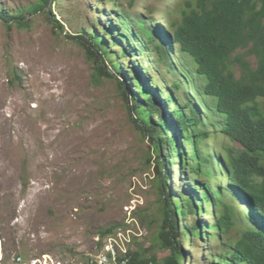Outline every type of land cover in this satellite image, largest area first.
Listing matches in <instances>:
<instances>
[{
	"label": "rangeland",
	"instance_id": "1",
	"mask_svg": "<svg viewBox=\"0 0 264 264\" xmlns=\"http://www.w3.org/2000/svg\"><path fill=\"white\" fill-rule=\"evenodd\" d=\"M39 1L0 0V13L16 16ZM119 1L56 0L50 8L52 15L36 14L26 26L13 25L11 30L0 20V264H18L20 257L24 264H32L44 256L50 257L49 264L85 263L98 243L106 240L100 238L101 230L125 226L128 207L139 225L135 249L150 263L154 258L164 263L171 255L159 241L163 214L156 151L133 122L119 87L124 85L133 106L136 84L119 75L117 67L127 75L136 70V78L147 81L150 89L171 90L174 81L180 82L184 88L175 90L179 105L191 99L207 129L219 128V119L213 112L214 101L203 95L201 81L176 48L172 49L175 72L170 73L167 67L171 65H165L157 53L144 54V49L120 39L129 52L125 56L112 40L119 39L117 28L122 32L119 15L128 18L131 36L133 28L140 30L135 21L143 22L142 17L146 27L155 23L167 30L164 17L178 0ZM84 31L107 42L110 58L105 67L115 78L95 77V61L73 39ZM155 32L160 39L156 28ZM142 59L152 69L158 67L161 77L154 81L152 71L144 72L139 65ZM248 60L256 68V59ZM230 68L237 78L241 76L237 64ZM261 107L264 110V100ZM224 144L222 137L207 143L217 152L223 151ZM215 171L216 176L208 178L179 172L171 165L168 186L174 201L185 205L191 195H185L186 190L198 189L204 181L221 189L230 187L220 161ZM202 207L204 214L182 210L180 215L181 241L187 253L184 264H215L213 255L221 250L215 239L184 234L198 221L212 225L217 220L216 210L212 217V210ZM232 236L237 239L239 232Z\"/></svg>",
	"mask_w": 264,
	"mask_h": 264
},
{
	"label": "trees",
	"instance_id": "2",
	"mask_svg": "<svg viewBox=\"0 0 264 264\" xmlns=\"http://www.w3.org/2000/svg\"><path fill=\"white\" fill-rule=\"evenodd\" d=\"M53 1L56 0H40L16 16L2 11L0 20L9 30L13 25L26 26L29 17L36 14L52 15ZM114 1L120 2L108 0ZM165 16L167 30L155 23L146 27V20L141 16L143 22L135 21L141 32L135 27L131 36L128 18L124 20L125 17L119 15L122 32L118 33L117 28L119 39L112 40L122 47L118 42L122 39L130 46L144 49V54L157 53L165 65H171L167 67L170 73L175 72L172 49L176 48L179 55L190 62L201 81L203 95L214 101L213 112L220 127L207 129L205 118L191 99L185 105L178 104L180 99L175 90L184 88L180 82L174 81L171 90L150 89L147 81L136 78V70L127 75L117 67L119 75L136 84L139 96L136 95L133 106L124 85L119 84V87L130 106L133 122L156 151L157 186L163 214L159 241L163 250L171 252L164 263L157 258L150 263L139 249L132 254V264H184L187 253L181 241L180 215L182 210L192 215L204 214L202 206L212 210V217L216 210L217 220L212 225L198 221L184 231L186 238L206 237L220 242V253L213 255L215 264H264V110L261 107L264 100V0H178ZM54 23L63 28L58 21ZM154 27L161 35L160 39L156 37ZM106 31L112 33L110 29ZM73 39L79 40L89 59L95 61L96 78L102 74L115 78L105 67L106 59L110 58L109 48L101 36L84 31ZM120 53L129 54L123 47ZM248 58L256 59V68ZM181 62L179 68H182ZM232 63L240 68L239 78L230 68ZM139 65L147 74L152 71L154 81L161 77L158 67L152 69L143 59ZM154 69L158 74L153 73ZM217 137L225 139L221 152L207 145ZM173 157L177 159L174 161ZM216 161H220L230 187L221 189L204 181L198 189L190 187L186 190L185 195H191H187L185 205L174 201L168 186L171 165L177 166L182 173L214 178ZM22 183L26 192L28 187L24 178ZM227 191L229 197H226ZM119 228L113 225L101 230V238ZM203 229L212 234H204ZM235 231L239 232L237 239L232 236Z\"/></svg>",
	"mask_w": 264,
	"mask_h": 264
},
{
	"label": "built area",
	"instance_id": "3",
	"mask_svg": "<svg viewBox=\"0 0 264 264\" xmlns=\"http://www.w3.org/2000/svg\"><path fill=\"white\" fill-rule=\"evenodd\" d=\"M129 218L126 220L124 227L119 229L113 235H109L103 243H98V249L95 254L92 255L83 264H131L132 252L135 250V243L140 236L136 233L135 227L138 225L136 218L133 215V211L130 208H126ZM102 238V239H104ZM97 241L95 244L97 245ZM96 247V248H97ZM49 256H44L43 260H34L32 264H49ZM18 264H24L22 258L17 259Z\"/></svg>",
	"mask_w": 264,
	"mask_h": 264
},
{
	"label": "clouds",
	"instance_id": "4",
	"mask_svg": "<svg viewBox=\"0 0 264 264\" xmlns=\"http://www.w3.org/2000/svg\"><path fill=\"white\" fill-rule=\"evenodd\" d=\"M120 229H121V228H120ZM118 230H119V229H118ZM118 230H117V231H118ZM117 231H115V232H117ZM115 232H114V233H115ZM114 233H113V234H114ZM113 234H110V235H113ZM108 236H109V235H108ZM106 237H107V236H106ZM100 238H101V237H100ZM136 243H137V240H136ZM136 243H135V246H136ZM138 250H139V249H138ZM136 251H137V250L135 249V250L132 252V254H133L134 252H136ZM20 258H21V257H20ZM82 264H83V263H82ZM131 264H132V263H131Z\"/></svg>",
	"mask_w": 264,
	"mask_h": 264
}]
</instances>
